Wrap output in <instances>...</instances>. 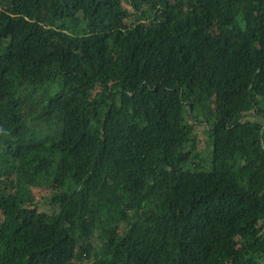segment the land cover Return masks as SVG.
Listing matches in <instances>:
<instances>
[{
  "label": "trees",
  "instance_id": "obj_1",
  "mask_svg": "<svg viewBox=\"0 0 264 264\" xmlns=\"http://www.w3.org/2000/svg\"><path fill=\"white\" fill-rule=\"evenodd\" d=\"M0 264H264V0H0Z\"/></svg>",
  "mask_w": 264,
  "mask_h": 264
},
{
  "label": "rangeland",
  "instance_id": "obj_2",
  "mask_svg": "<svg viewBox=\"0 0 264 264\" xmlns=\"http://www.w3.org/2000/svg\"><path fill=\"white\" fill-rule=\"evenodd\" d=\"M41 127L44 125V123L40 122ZM203 126H195L193 132L197 136L196 146L198 148H201L203 150L204 154H208L209 152V146L206 139V134L204 133ZM44 131V130H43ZM47 133L46 131H44Z\"/></svg>",
  "mask_w": 264,
  "mask_h": 264
}]
</instances>
